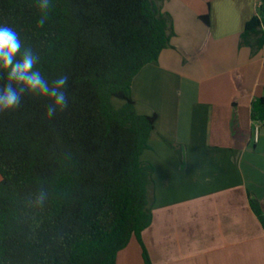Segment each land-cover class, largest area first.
I'll list each match as a JSON object with an SVG mask.
<instances>
[{
  "label": "trees",
  "instance_id": "16d2710c",
  "mask_svg": "<svg viewBox=\"0 0 264 264\" xmlns=\"http://www.w3.org/2000/svg\"><path fill=\"white\" fill-rule=\"evenodd\" d=\"M162 1L51 0L42 13L36 0H0V25L38 54L45 79L69 76V106L55 118L46 117L47 98L33 95L0 113V264H117L132 237L152 264L142 232L153 219L154 167L141 157L157 116L137 112L132 83L171 47L174 23ZM200 19L209 25V14ZM240 45L252 54L264 47V0ZM251 119L264 124V91ZM41 188L48 199L35 207ZM248 199L264 229L260 201Z\"/></svg>",
  "mask_w": 264,
  "mask_h": 264
},
{
  "label": "crops",
  "instance_id": "0c3cea01",
  "mask_svg": "<svg viewBox=\"0 0 264 264\" xmlns=\"http://www.w3.org/2000/svg\"><path fill=\"white\" fill-rule=\"evenodd\" d=\"M259 4L160 3L173 18L171 47L132 83L137 112L157 116L141 157L154 167L153 219L142 232L152 264H264V229L248 199L264 211V124L255 141L251 119L264 91V47L252 54L240 45ZM117 264H145L135 237Z\"/></svg>",
  "mask_w": 264,
  "mask_h": 264
},
{
  "label": "clouds",
  "instance_id": "9594fccd",
  "mask_svg": "<svg viewBox=\"0 0 264 264\" xmlns=\"http://www.w3.org/2000/svg\"><path fill=\"white\" fill-rule=\"evenodd\" d=\"M42 13H47L51 0H36ZM44 17L39 25L44 24ZM19 34L7 25H0V69L7 70V83L0 87V113L17 109L25 95L47 98L46 117L53 119L58 113L66 111L69 106L66 89L69 76L61 74L49 82L36 68L39 63L38 54L30 48H23ZM48 199L47 189L41 188L30 203L35 207H43Z\"/></svg>",
  "mask_w": 264,
  "mask_h": 264
},
{
  "label": "built area",
  "instance_id": "2783aa9c",
  "mask_svg": "<svg viewBox=\"0 0 264 264\" xmlns=\"http://www.w3.org/2000/svg\"><path fill=\"white\" fill-rule=\"evenodd\" d=\"M255 126H254V139L255 141L258 140V127H259V122H255Z\"/></svg>",
  "mask_w": 264,
  "mask_h": 264
},
{
  "label": "rangeland",
  "instance_id": "374dc122",
  "mask_svg": "<svg viewBox=\"0 0 264 264\" xmlns=\"http://www.w3.org/2000/svg\"><path fill=\"white\" fill-rule=\"evenodd\" d=\"M114 101L116 100L117 102H119V103H121L122 101L121 100H119V99H113Z\"/></svg>",
  "mask_w": 264,
  "mask_h": 264
}]
</instances>
